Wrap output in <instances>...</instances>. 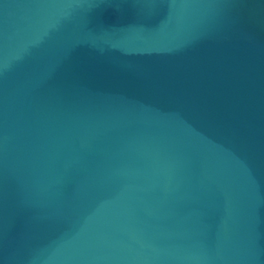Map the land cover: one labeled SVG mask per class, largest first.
Segmentation results:
<instances>
[{
	"label": "water",
	"instance_id": "1",
	"mask_svg": "<svg viewBox=\"0 0 264 264\" xmlns=\"http://www.w3.org/2000/svg\"><path fill=\"white\" fill-rule=\"evenodd\" d=\"M0 264H264V0H0Z\"/></svg>",
	"mask_w": 264,
	"mask_h": 264
}]
</instances>
